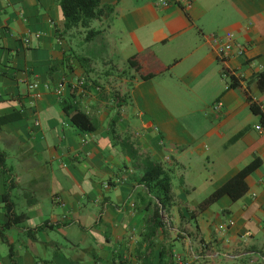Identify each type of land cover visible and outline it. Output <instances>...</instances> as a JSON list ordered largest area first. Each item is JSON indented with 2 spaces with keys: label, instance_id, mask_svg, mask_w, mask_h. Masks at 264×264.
<instances>
[{
  "label": "crops",
  "instance_id": "1",
  "mask_svg": "<svg viewBox=\"0 0 264 264\" xmlns=\"http://www.w3.org/2000/svg\"><path fill=\"white\" fill-rule=\"evenodd\" d=\"M159 1L101 0L89 28L67 30L60 0H0V117L18 116L0 126V264H264V126L251 108L264 113V0ZM226 32L246 52L222 61ZM82 78L87 96L69 87ZM181 95L223 103L208 140L167 121L165 99ZM255 158L243 197L199 211ZM148 163L171 177L164 208L139 182ZM8 206L25 218L8 225Z\"/></svg>",
  "mask_w": 264,
  "mask_h": 264
},
{
  "label": "trees",
  "instance_id": "2",
  "mask_svg": "<svg viewBox=\"0 0 264 264\" xmlns=\"http://www.w3.org/2000/svg\"><path fill=\"white\" fill-rule=\"evenodd\" d=\"M60 6L65 19V29L67 30L77 27L89 28L90 23L93 20L100 18L104 12V8L101 5V0H60ZM97 32L98 31L94 29H88V38H91L92 35L96 34ZM131 61H133V59H131ZM258 79L260 86L264 88V71H261L258 74ZM238 84L239 81L237 80L231 81L229 87H236ZM251 108L255 113L260 114L261 124L264 126V113L256 104H252ZM17 117V115L11 117H0V126L7 121L15 119ZM71 119L73 123L81 129H93L88 115L79 109H75V112L71 115ZM261 164V159L255 158L244 167H242L225 183L216 188L201 201L199 211H203L204 209L208 208L224 195H229L234 201H237L241 197H243L249 189L246 180L247 177L255 170H257L261 166ZM139 182L146 186L150 190L151 194L159 200L162 208L166 206V202L170 198L171 177L161 165L148 163ZM4 200H9L8 193H5ZM7 209L10 216L8 225L17 224L25 218V215L23 214L19 215L14 213L9 206ZM157 214L158 212L156 213V215ZM10 253L12 255V250Z\"/></svg>",
  "mask_w": 264,
  "mask_h": 264
},
{
  "label": "rangeland",
  "instance_id": "3",
  "mask_svg": "<svg viewBox=\"0 0 264 264\" xmlns=\"http://www.w3.org/2000/svg\"><path fill=\"white\" fill-rule=\"evenodd\" d=\"M83 33L84 32H82V30L75 32L76 36H78L79 38L82 37ZM79 50L80 49H78V51ZM81 55H83V52L81 53ZM216 99L217 98H212V97L199 99L188 95H181L178 97L165 99L167 102L166 103L167 121L170 123L172 121L176 123H181L183 124V127H185L191 134L193 133V136L195 138L197 139L206 138L208 140L209 136L208 134H206V132L209 130V128H214L218 125L214 121L213 116H211L212 107ZM232 134L234 133H231L230 135ZM143 155H145L144 152L142 155L138 154V159L141 164H143L142 161L143 159L147 160V158L144 157ZM206 158H207V153L204 156V159ZM204 159L203 161L205 163H199L196 161L195 162L196 164H192L191 171L195 172L199 168H201V166L207 165V162ZM141 164L140 166L143 167ZM139 174L141 173H138V175Z\"/></svg>",
  "mask_w": 264,
  "mask_h": 264
},
{
  "label": "built area",
  "instance_id": "4",
  "mask_svg": "<svg viewBox=\"0 0 264 264\" xmlns=\"http://www.w3.org/2000/svg\"><path fill=\"white\" fill-rule=\"evenodd\" d=\"M178 3L180 5H182V7L185 10H188L192 7L193 4V0H172V1H167V0H160L158 4H161L163 6H168L170 3ZM233 36L234 34L232 32H226L224 35L222 36H218L216 38V41L218 43V57L222 60V61H226L228 60L230 57L235 56V55H244L246 52V47L245 46H238L237 44L234 43L233 41ZM26 42H29V39H25ZM222 76L224 79H229L230 81H239L240 76L237 75L236 71L232 70V69H228L225 68L223 70ZM90 82H88L85 78H82L80 80H78L76 83H72L69 85L70 90L72 92H75L77 94H80L82 96H87L86 92L88 87H90L91 85H89ZM39 83L35 82L33 83L30 88L33 91V96L36 99H39L42 97V93H40L38 91L39 88ZM45 88L49 90V85H45ZM65 88V84L64 83H60L56 89V93L59 96H62L63 94V90ZM99 89V88H97ZM121 97H118L117 100L118 102H120ZM222 106L223 103L219 100L217 101L214 105H213V112L218 114L221 112L222 110ZM264 108V104L261 105ZM258 130H262L261 126L257 127ZM105 186L107 188L112 187L113 185L110 184L109 182L105 183ZM178 262L180 264H186L182 259H180L179 257L177 258Z\"/></svg>",
  "mask_w": 264,
  "mask_h": 264
}]
</instances>
